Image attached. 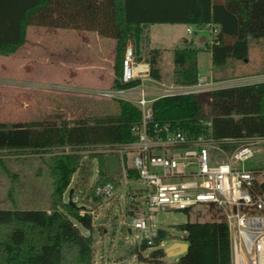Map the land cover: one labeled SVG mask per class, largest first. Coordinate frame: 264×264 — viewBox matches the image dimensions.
Masks as SVG:
<instances>
[{"label":"trees","instance_id":"16d2710c","mask_svg":"<svg viewBox=\"0 0 264 264\" xmlns=\"http://www.w3.org/2000/svg\"><path fill=\"white\" fill-rule=\"evenodd\" d=\"M155 23L215 26L218 29L209 47L212 64L223 79H234L240 61L249 59V38L264 39V0H0V55L15 53L26 42L31 26L94 31L116 40V78L114 89L136 86L139 81L122 84V61L129 40L141 55L143 26ZM199 50L185 40L174 49L173 78L176 84L192 85L199 78ZM158 49L150 50L151 74L160 79ZM255 74H264V71ZM120 113L90 123L86 120L60 123L31 122L12 126L0 124V151L34 150L55 153L49 164L53 180L50 212L47 210L0 209V264H93L94 242L92 217L80 216V208L64 195L72 177L81 170L77 150L99 145H117L135 140L131 131L141 120V110L132 102L118 100ZM152 126L171 124L190 136L209 133L211 122L215 138L264 137V81L218 89L208 93L177 95L155 100ZM71 153H65V148ZM98 158L96 182L119 185L107 177L103 155ZM129 179L138 175L128 170ZM264 190V180L259 184ZM75 219L88 235L82 233ZM184 233L189 249L178 264H230L228 227L223 221L186 222L177 226ZM170 238L158 230L153 245L146 241L141 251L159 247ZM136 250L139 260L163 263L164 249L148 257Z\"/></svg>","mask_w":264,"mask_h":264},{"label":"rangeland","instance_id":"374dc122","mask_svg":"<svg viewBox=\"0 0 264 264\" xmlns=\"http://www.w3.org/2000/svg\"><path fill=\"white\" fill-rule=\"evenodd\" d=\"M188 27L193 29L192 34L187 32ZM215 28L217 27L213 26V29ZM210 29L211 27L200 29L182 23H155L143 28L144 36L147 34L148 37V47L160 51L158 70L163 81L175 82L172 57L174 49L183 47L185 40L193 41V46L199 50V75L211 76L212 62L206 47H210L216 35ZM34 30H37L38 35L33 34ZM41 31H48V28L31 26L22 47L9 56L0 55V124L12 126L17 123L66 121L72 125L78 120L93 123L100 118L118 115L120 113L118 99L101 95V91L98 90L104 89L102 87L97 89L90 87L86 82L70 79L68 68L61 66L62 60L79 68L85 65L87 52L82 50V45L78 42L79 45L68 47L64 43L65 39L43 36L40 35ZM249 43V59L240 61L239 67L235 70L237 78L264 71V60H261L264 58V39L250 37ZM116 51V47L107 48L106 51L113 64L112 81L106 88L113 87L116 78ZM149 52L150 50L145 52L148 61ZM106 63L109 64V61L106 60ZM222 76L221 73L214 77L223 79ZM241 83L234 81L232 85ZM54 154L51 151L44 153L34 150L0 151V209L50 212L53 180L49 164ZM91 155L87 161L81 159V170L72 177V190L74 193L82 191V197H85L82 202L87 208L95 211L93 264H151L150 261L139 260L138 254L135 253L136 250L141 251L144 234L132 228V205L129 196L138 192L141 185L137 180H128V185L125 184L126 171L124 172L123 162L118 153L96 154L103 155L105 175L115 179L121 190L108 204L95 198L92 195V188L99 177V164L98 158H92ZM127 165H130L129 161ZM245 165L248 169L264 172V151ZM65 197L66 201H69L68 192ZM90 197L93 198L92 201H89ZM73 221L83 234L88 235V231L75 219ZM215 221H219L218 214L204 206L189 214L182 211L158 212L154 215L152 225L156 230H166L170 238L163 242V245L150 247L141 253L148 257L156 249H164L166 252L173 243L185 242L182 240L184 233L177 229L180 224ZM179 258L180 256L167 254L160 264H178Z\"/></svg>","mask_w":264,"mask_h":264},{"label":"built area","instance_id":"2783aa9c","mask_svg":"<svg viewBox=\"0 0 264 264\" xmlns=\"http://www.w3.org/2000/svg\"><path fill=\"white\" fill-rule=\"evenodd\" d=\"M187 32L192 34L194 31L188 27ZM217 32V29L212 30L215 35ZM137 80L136 86L100 92L105 97L132 102L141 110L140 122L131 128L135 140L87 147L74 153L83 161L93 153H118L126 171L125 184L134 180L127 177L129 169L138 175L141 188L129 196L132 228L142 231L144 241L149 245H153L158 233L152 225L156 213L182 211L189 214L204 206L216 212L219 221L228 227L230 264H264V190L259 186L264 180V172L248 169L245 165L264 151L261 149L264 137L218 139L210 132L211 122L205 123L210 128L209 133L192 136L171 124H151V105L159 98L208 93L246 85V82L218 81L207 76H199L197 83L192 85L163 81L151 74L149 64L140 68V57L132 41H128L121 83L126 85ZM234 81L242 83L232 85ZM64 152L73 151L66 147ZM120 190L114 183L107 182L93 186L92 195L108 204ZM82 193L73 192L71 201L80 208V216H93L95 211L82 202L85 200ZM92 200L90 197L89 201ZM93 221L94 216L92 224Z\"/></svg>","mask_w":264,"mask_h":264},{"label":"crops","instance_id":"0c3cea01","mask_svg":"<svg viewBox=\"0 0 264 264\" xmlns=\"http://www.w3.org/2000/svg\"><path fill=\"white\" fill-rule=\"evenodd\" d=\"M148 25L143 26V28H147ZM44 28V27H43ZM30 29V27H28L27 29V33L28 30ZM37 29V28H35ZM216 29V28H215ZM213 26H211L210 31L212 32ZM35 32H33V34L38 35L37 30H34ZM40 35H49L50 37H53L54 39H59V40H63L65 39L63 42L65 43L66 46L69 47V45H79V43L82 45L81 48L82 50H85L87 52L86 55V60H85V65H83L82 67H75L72 65L67 64L64 60H62V67H66L68 68V74L70 79L74 80V81H81V82H86L87 84L90 85V87H94V88H104V89H100L98 91H105V90H109V89H114L113 87H107L111 84V79L113 76V64L111 62V60L107 57V48H113L115 49L116 47V40L112 39V38H106L103 36H100L98 33L94 32V31H80V30H71V29H60V28H48V31H41ZM215 35V34H214ZM147 34L145 36V39L143 42H145L142 45L141 48V55L140 57V68H145L146 65H150V62L147 59V56L145 54V52L147 50H151L148 47V42H147ZM213 40V39H212ZM79 42V43H78ZM193 43V41H191ZM53 44H51L52 46ZM49 46V47H51ZM71 46V47H72ZM211 46V43H210ZM69 48H65V50H67ZM207 52H209L210 57H211V62H212V54H211V50L209 47H206ZM173 58V57H172ZM106 60L109 61V64L106 63ZM261 60H264L261 59ZM263 63V62H262ZM264 64V63H263ZM151 67V65H150ZM199 68V66H198ZM152 70V69H151ZM211 76L208 75H202V76H207L210 78H213L215 80L221 81V80H241L246 82V84H253V83H259V82H263L264 81V74H260V75H249L246 77H236L234 79H216L214 76L221 74L218 71H216L213 67H211ZM256 76V77H255ZM224 78V77H222ZM263 79V81H262ZM93 90V89H90ZM72 184H73V180L71 181L69 188L67 189L66 193L68 192L69 194V199H70V191H72ZM65 193V195H66ZM73 193V192H72ZM64 195V198L66 200V197ZM72 195V194H71ZM48 211V210H47Z\"/></svg>","mask_w":264,"mask_h":264},{"label":"water","instance_id":"95a60500","mask_svg":"<svg viewBox=\"0 0 264 264\" xmlns=\"http://www.w3.org/2000/svg\"><path fill=\"white\" fill-rule=\"evenodd\" d=\"M73 190L70 191V196L72 194ZM69 203L73 204L71 201V197L69 199ZM189 249V244L187 242H175L173 243L168 249H166V253L174 256H182L187 252Z\"/></svg>","mask_w":264,"mask_h":264}]
</instances>
